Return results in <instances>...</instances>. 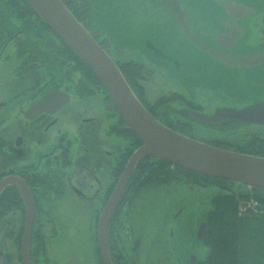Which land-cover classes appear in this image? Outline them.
<instances>
[{"label": "rangeland", "instance_id": "obj_1", "mask_svg": "<svg viewBox=\"0 0 264 264\" xmlns=\"http://www.w3.org/2000/svg\"><path fill=\"white\" fill-rule=\"evenodd\" d=\"M91 1L96 11L107 5L119 8L110 14L115 26L111 21L112 29L103 36L112 48L113 58L121 63L144 64L150 70L147 81L164 88L167 98L174 99L161 107L168 119L178 117L175 113L190 107L189 102L207 113L238 104L235 98L252 91V87V100L264 99V0ZM143 30L150 33L151 40L146 34L140 38ZM1 65L2 81L10 76L6 73L11 63ZM83 106L75 99L67 112L77 109L80 116H85ZM62 123L75 134L74 125ZM109 127L103 126L107 130ZM111 128V135L103 137L99 133L97 142L114 156L120 141L115 137L117 130ZM251 128L252 131L235 127L226 133H213L193 122L188 135L198 140H220L237 148L255 135L264 137L259 132L264 127ZM124 143L127 146L128 142ZM133 190L125 199L129 202L134 198L132 204L126 217L118 219L115 230L125 261L189 264L193 256L203 260L208 255V247L197 240V233L211 210L212 198L221 193L220 188L181 181L144 189L136 197V193L131 194ZM56 204L58 222L48 232L55 235V240L47 243L55 260L58 264H98L94 244L100 202H85L70 195ZM252 205L257 210L253 214H264V206Z\"/></svg>", "mask_w": 264, "mask_h": 264}, {"label": "flooded vegetation", "instance_id": "obj_2", "mask_svg": "<svg viewBox=\"0 0 264 264\" xmlns=\"http://www.w3.org/2000/svg\"><path fill=\"white\" fill-rule=\"evenodd\" d=\"M62 1L67 7H71L67 5V0ZM76 1L84 2L90 12L89 16L79 18L80 23L112 54V48L103 36L105 32L97 25L98 19L91 2ZM10 2L11 0H4L0 7L2 5L3 9H8L12 6ZM7 14L10 19L6 21L3 17ZM28 15L21 23L14 20L12 10L2 12L0 9V68L4 67L1 64L11 63V68L6 73L10 76L2 81L0 78V181L6 176L19 177L25 181L33 195L35 213L29 251L31 263L58 264L47 246V243L55 240V235H49L48 232L58 222L56 202L72 195L85 202L99 201L101 207L104 206L120 177L116 180L115 175L119 172L120 160L126 155L125 139L120 137L125 135L126 127L121 124L118 111L108 107L111 100L107 91L84 72L74 57L70 56L66 64L61 65L64 49L53 36L51 37L55 42L52 44V53L61 62L56 75H49L46 66L47 30L43 26L32 28ZM152 86L160 87L156 84ZM252 88V91H245L240 98H235L238 104L224 107L243 109L245 106L263 104L264 99L252 100L254 87ZM54 92L68 94L69 102L55 113L43 111L35 116L29 115L35 105ZM137 95L147 109L153 113L158 112V118L165 120L164 112L155 110L157 102H148L145 93L140 91H137ZM75 99L83 103L85 116H80L77 109L67 112ZM94 101L97 102L96 105H88ZM57 104L58 101L54 100L49 106L55 109ZM159 108L161 109L160 106ZM189 110L213 114L217 108L212 113H207L201 106L190 107ZM66 121L74 125V135L62 123ZM106 124L110 126L108 130L103 128ZM253 126L264 127L253 123L231 122L223 124L221 128L237 127L252 131ZM111 127L117 130L115 137L120 141L114 156L108 149L104 150L102 143L97 142L99 133L103 137L109 133L111 135ZM259 132L264 134V130ZM38 176L45 177L52 182V186L37 187L35 180ZM8 189L16 190L21 195L15 186H9L6 190ZM73 189L83 195L79 196ZM16 208L13 206L7 213L0 211V264H23L22 241L26 209L22 197ZM126 210L127 201L124 199L119 204L113 221L114 232L120 218L126 217ZM42 211L45 213L41 214Z\"/></svg>", "mask_w": 264, "mask_h": 264}, {"label": "water", "instance_id": "obj_3", "mask_svg": "<svg viewBox=\"0 0 264 264\" xmlns=\"http://www.w3.org/2000/svg\"><path fill=\"white\" fill-rule=\"evenodd\" d=\"M25 1L51 27L53 32L92 69L110 97L111 102L108 103V107L118 111L127 129L142 144L128 160L99 217L97 238L103 264H113L108 247V230L113 214L139 161L146 157L168 162L173 166L202 176L230 180L250 188L264 190L263 157L219 149L168 128L146 110L116 62L61 0ZM140 86L143 88L146 98L151 102L166 97V93L160 88L145 82H141ZM54 100L58 101V104L55 109H52L49 105ZM68 102V94L54 92L35 105L29 115L35 116L43 111L55 113ZM187 116L204 124L246 122L264 126V103L247 106L241 110L219 109L210 115L192 111ZM9 186H16L24 200L26 223L22 243L23 264H32L29 247L33 232V196L25 181L15 176H6L0 181V196ZM73 190L79 196L83 195L80 191ZM206 231L207 222L205 220L198 230V241H204ZM197 260L193 256L189 264H196Z\"/></svg>", "mask_w": 264, "mask_h": 264}, {"label": "trees", "instance_id": "obj_4", "mask_svg": "<svg viewBox=\"0 0 264 264\" xmlns=\"http://www.w3.org/2000/svg\"><path fill=\"white\" fill-rule=\"evenodd\" d=\"M4 0H0L3 3ZM10 8H2L3 11L12 10L14 14V20L17 22H23L22 19L28 15L30 18V26L34 28L44 27L47 30V48H48V58L46 66L49 75H56L57 70L60 68L61 60L57 58V55L52 53V44L55 40L51 37L53 36L58 43L63 46L64 56L61 65H65L66 61L72 56L77 60V64L84 70V72L91 76L95 83L101 85V82L97 76L92 72L91 68L87 66L68 46L65 44L51 29V27L34 11V9L25 0H11ZM67 5L71 6L69 9L73 15L79 20L81 16H89V9L86 8L84 2H78L76 0H67ZM76 7L77 9H73ZM4 19L9 20L10 15L7 14ZM119 68L127 80L128 84L132 90L137 95V91L143 93L140 86L141 81H146L148 79L149 69L145 68L143 64L135 62L119 63ZM138 97V95H137ZM174 99L164 98L160 100L158 105L155 107L156 111H162L160 107L166 103H170ZM148 103V102H146ZM149 104V103H148ZM190 107L197 108L194 103L189 102ZM188 107V108H190ZM149 110V109H148ZM149 112L158 118V112ZM175 115L170 116L168 119L167 114L165 115V120L160 118V121L166 124L169 128L175 130L186 136H191L188 134L192 133V124L186 121L182 116L175 113ZM121 124L124 126L122 118ZM159 119V118H158ZM125 135L120 137L124 138L125 141L130 143L126 146V155L120 160L119 172L116 173V180L123 172V169L133 154V152L140 147L142 144L140 140L129 130L124 131ZM119 137V138H120ZM131 138L132 143H131ZM204 143L209 144L213 147L220 149L235 151L238 153H243L252 156H259L264 158V139L260 136H253L244 144L234 148L232 144L222 142L220 140L207 141L202 140ZM124 152V151H122ZM38 186L37 187H51L52 182L46 180V178L38 176L36 178ZM185 181L193 186L198 187H218L221 189V193L216 195L211 200V210L209 211L206 222L207 231L204 238V244L208 247V255L203 259L197 261L196 264H264V214H253L252 210L249 209L243 214V205H251L253 202L264 206V190L259 188H247L237 182H232L230 180L206 177L193 172L186 171L182 168L173 166L172 164L146 157L139 161L134 175L130 181L127 191L123 197L122 202L126 199L128 192L130 193V188H134L131 194L138 193L144 189L161 185L168 186L175 183H180ZM129 196V195H128ZM134 198L129 202L127 201V208L132 204ZM21 203V195L16 190H5L0 197V211L7 213L9 209L14 207H19ZM16 208V209H17ZM113 221L110 224L109 229V245L112 261L114 264H135L134 262H128L119 250L118 237L112 229ZM24 226L22 227L20 233L23 234ZM35 234V233H34ZM139 246V242H136ZM94 250L98 264H102L99 256V249L94 244ZM116 256V257H114ZM125 259V260H124Z\"/></svg>", "mask_w": 264, "mask_h": 264}, {"label": "crops", "instance_id": "obj_5", "mask_svg": "<svg viewBox=\"0 0 264 264\" xmlns=\"http://www.w3.org/2000/svg\"><path fill=\"white\" fill-rule=\"evenodd\" d=\"M121 8V7H120ZM118 7L116 8H112L111 5H107L104 9H101L99 8L97 11L95 9V12H96V17L98 19V22H97V25L99 26L100 29H102L104 32L112 29V24H111V21L112 23L114 24L115 26V21L113 19V17H111V13H115V11H118ZM117 14V13H116ZM119 15V14H118ZM143 33H139L140 35V38H144L143 35H147V38L150 39V33L146 30H143L142 31ZM145 32V33H144ZM142 34V35H141ZM151 40V39H150Z\"/></svg>", "mask_w": 264, "mask_h": 264}, {"label": "bare ground", "instance_id": "obj_6", "mask_svg": "<svg viewBox=\"0 0 264 264\" xmlns=\"http://www.w3.org/2000/svg\"><path fill=\"white\" fill-rule=\"evenodd\" d=\"M136 95V94H135ZM137 96V95H136ZM138 98V97H137ZM139 99V98H138Z\"/></svg>", "mask_w": 264, "mask_h": 264}]
</instances>
